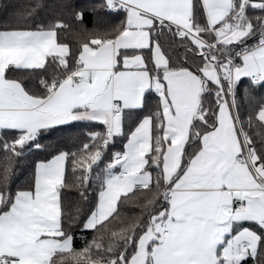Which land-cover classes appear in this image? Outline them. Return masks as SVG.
<instances>
[{"label":"crops","instance_id":"crops-1","mask_svg":"<svg viewBox=\"0 0 264 264\" xmlns=\"http://www.w3.org/2000/svg\"><path fill=\"white\" fill-rule=\"evenodd\" d=\"M119 1L126 8L123 30L111 40L84 45L79 68L44 99L26 93L17 81L5 78L4 72L9 67H40L51 55L64 58L67 46L57 42L52 30L0 33V130L20 131L26 141L41 128L69 120H88L102 123L113 138L122 132L123 110L141 107L148 91L156 93L163 86L164 94L156 95L164 117L166 141L162 168L165 179L170 180L182 164L205 81L219 85L222 70L208 55L200 75L188 68L166 71L162 79L151 75L143 54L133 51L150 47L155 67L166 68L165 55L151 42L150 28L155 21L191 27V0H110ZM201 3L207 24L214 27L233 7V0ZM244 33L236 31L229 38L239 39ZM260 45L264 43L238 58V66L233 70L235 81L249 77L250 73L243 68L251 60L257 71L261 69L255 54ZM115 102L121 104L116 117L111 114ZM150 125V117L143 116L127 137L125 178H121L117 168L109 170L104 186L128 192L149 183V174L142 167L145 154L151 150ZM200 145L201 149L187 162L169 190L166 215L139 237L136 252L127 264H237L241 257L236 251L246 243L232 244L224 239V232L236 223H264V181L245 160H237L241 140L226 100L220 103L216 124L201 136ZM64 160L63 154H57L39 162L34 189L17 192L9 209L0 213V264H48L53 252L71 249L72 236H63L59 227L57 186L62 181ZM112 204H104L106 208H101L94 218L95 224L114 211L110 209ZM218 213L221 217H217ZM243 227V231L252 229ZM163 228L168 230L165 235L161 233Z\"/></svg>","mask_w":264,"mask_h":264},{"label":"trees","instance_id":"trees-1","mask_svg":"<svg viewBox=\"0 0 264 264\" xmlns=\"http://www.w3.org/2000/svg\"><path fill=\"white\" fill-rule=\"evenodd\" d=\"M250 1L236 30L247 28L246 34L238 41L227 38V41L217 43L218 49L232 57L263 43L264 0H259L261 4L257 6ZM240 2L233 0V7L220 24L232 22L239 15ZM125 14V6L111 8L110 0H0V33L52 30L57 42L68 49L64 58L48 56L37 68L9 67L4 72L5 78L17 81L31 96L46 98L51 92L49 86H56L79 68L78 60L84 45L111 40L123 30ZM190 20L191 27H198L201 38L210 43L214 41L201 0H191ZM150 33L151 42L160 47L167 59L166 68L155 67L150 47L133 52L143 54L151 75L162 79L164 72L180 68H188L200 75L208 62L205 55L199 54L201 52L207 53L209 59L214 58L210 61L222 70L219 85L205 81L201 106L190 127L182 164L170 180L165 179L162 168L166 145L164 117L159 98L151 90L146 93L141 107L123 110L122 132L113 136L104 148L101 143L105 126L97 121H64L37 130L26 141L20 131L0 130V213L9 209L17 192L34 189L39 162H46L57 154L65 156L62 181L57 186L59 227L63 236H72L73 244L68 251L53 252L48 264H95L97 261L127 264L136 252L139 237L166 215L169 190L186 169L187 162L201 149V136L216 124L220 96L226 97L233 119L236 113L245 141L255 149L254 160L264 170V78L259 82L250 76L234 80L231 100L225 78L230 63L227 59L204 45L199 47L187 35L178 37L173 25L155 21ZM238 62L237 58L234 68ZM143 116H149L151 120V150L145 154L142 167V171L149 174V183L121 194L108 217L92 228H84L86 219L96 208L98 194L104 188L110 170L106 164L114 153L124 151L128 135ZM8 142L15 143L14 150L5 147ZM242 144L241 141V151ZM235 226H248L258 233L254 255L241 257L237 264H264V229L253 221Z\"/></svg>","mask_w":264,"mask_h":264},{"label":"built area","instance_id":"built-area-1","mask_svg":"<svg viewBox=\"0 0 264 264\" xmlns=\"http://www.w3.org/2000/svg\"><path fill=\"white\" fill-rule=\"evenodd\" d=\"M119 5L125 6V3L123 1L110 2L111 8L118 7ZM242 13L243 12H241L232 22H227V23L224 22L217 27L208 25V30L214 36V41L212 43L206 41L205 39H203L199 36L197 26L186 28V27H182L179 25L172 24L176 28V35L178 37H182V36L187 35V36L191 37L192 39L200 42L202 45L216 51L217 53H219L221 55L222 58H225L230 62L229 68L227 70L228 72L226 73V76H225L226 81L229 84V89H230V93H231L230 95H232V90H233V85H234L233 70L235 67V61L237 58H239L243 54V52L238 53L235 57H232V56L228 55L227 53H225L224 50L218 49L217 43L219 41H221L222 39H224L225 37L232 35L236 32L237 27H238L239 22H240L241 17H242ZM243 31L245 32L244 34H246L247 28L244 29ZM220 32H223V33H220ZM233 40H238V38L233 39ZM262 42L264 43V34H263V41ZM252 49H253V47H250L247 51H251ZM254 81L259 82L260 79L258 77H255ZM54 88H55L54 85L49 86V91H52ZM164 92H165V90H164L163 86H160L156 91L157 95H159V96L163 95ZM120 111H121V104L118 102H115L111 108L112 116H115V117L119 116ZM241 138H242L243 146H242L241 153L237 156V160H245L248 163V165L252 168L253 172L257 176L260 177L259 173L257 172L258 168L260 167V164L256 163L254 160V157H253V153H254L255 149L253 146H248L243 135ZM111 140H112V134L109 131L105 130L104 139L101 143V148H104L105 145L107 143H109ZM5 147L9 148L11 150H14L15 143L14 142H8V143H6ZM34 147H37V145H34ZM128 156H129V154L125 151H120V152L114 153L112 160L106 164L107 169L117 168L121 174V178L124 179L125 178L124 176L126 175L125 164L128 160ZM87 174L88 173H86V175ZM262 180L264 181V179H262ZM239 205H240V203H237V206H239ZM161 233L163 235H165L168 233V230L166 228H163ZM237 254H238V256H245L246 254H248L247 245H243V247L237 251ZM1 261L4 262L5 258H2ZM95 264H106V263L103 261H97V262H95Z\"/></svg>","mask_w":264,"mask_h":264},{"label":"rangeland","instance_id":"rangeland-1","mask_svg":"<svg viewBox=\"0 0 264 264\" xmlns=\"http://www.w3.org/2000/svg\"><path fill=\"white\" fill-rule=\"evenodd\" d=\"M250 3L252 5H255V6L261 4V2L259 0H251ZM229 36L225 37L222 40H226L227 41V38H229ZM236 38H238V37L231 36V39H236ZM236 41H238V40H236ZM232 42H235V41H232ZM195 43L199 47L201 46L200 42L195 41ZM258 48L259 49H257L256 52H255V54H257V57H256L257 60H256V62H257L258 67H260V65H261V69L259 71H257L256 66L254 65V63H253L252 60H251L250 63L249 62L247 63V66L245 65L246 66L245 68H243L244 70H246V71H248L250 73L249 76L252 77V78H254L255 76H260L261 78H264V45H260ZM248 58H249V55H248ZM212 60H214V58H212ZM244 60L245 59L243 58V62H244ZM225 66H226V68H228V64H226ZM238 72H239L238 68L235 69V72H234L235 78H236V74ZM220 91H222L221 88H220ZM228 91H230V89ZM232 97H233V90H232V95H230V99L231 100H232ZM225 98L226 97H224V96H220V98L218 100L219 101L221 100V102H222V101L225 100ZM232 106H233V104H232ZM233 108H234V106H233ZM234 120L236 121L235 125H236V128H237L238 132H239V137L240 136L242 137V135H243V137L245 139V136H244V133H243V129L241 127V124H240V122L238 120V117H237L236 113H234ZM240 140L242 141V138H240ZM110 170H112V169H110ZM258 171L260 172V176L264 178V170L259 168ZM108 173L110 174L111 172L109 171ZM44 175H46V172H45ZM114 183L116 184L115 181H114ZM125 192H126L125 190L116 191L115 189H112L111 186H109V185L106 186L105 185L104 188L98 194L96 208L89 215V217L86 219V221H85V224L86 225H84V228H92L95 225L96 222H93V220H94V218H96V216L98 214L101 213V208H106V207H103L104 204H107L109 202L111 203V201H112V203H114V206L112 204V208H110V209H111V211H113L115 209V207H116L117 200H118L120 194L125 193ZM263 192H264V188H263ZM97 206H99L100 212L99 211L97 212ZM111 211L109 213H111ZM88 220H90V221H88ZM87 221L89 223H87ZM260 225L264 229V223H260ZM244 228L245 227H243V226H237V227L236 226H232V227H229L224 232V239L230 240V243H232V244L245 242L248 245L249 249H250L251 256H253L254 253H255L256 245H257V240H258L257 234L258 233L255 230H253V229H246V231H243ZM244 232H247V233H244ZM221 245L223 246V241H222V244ZM242 246L243 245H241V247ZM232 251H234V249H232Z\"/></svg>","mask_w":264,"mask_h":264},{"label":"water","instance_id":"water-1","mask_svg":"<svg viewBox=\"0 0 264 264\" xmlns=\"http://www.w3.org/2000/svg\"><path fill=\"white\" fill-rule=\"evenodd\" d=\"M245 1H246V0H241V2H240V8H239V10H238V14L241 13V11L243 10L244 5H245ZM199 54H200V55H205L206 57H208V54H207V53L201 52V53H199ZM217 217H221V214L218 213V214H217Z\"/></svg>","mask_w":264,"mask_h":264}]
</instances>
